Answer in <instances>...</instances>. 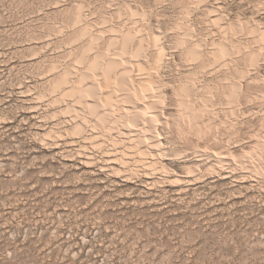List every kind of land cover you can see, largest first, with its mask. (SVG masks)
I'll list each match as a JSON object with an SVG mask.
<instances>
[{"label": "rangeland", "instance_id": "obj_1", "mask_svg": "<svg viewBox=\"0 0 264 264\" xmlns=\"http://www.w3.org/2000/svg\"><path fill=\"white\" fill-rule=\"evenodd\" d=\"M130 30L132 157L52 90ZM0 264H264V0H0Z\"/></svg>", "mask_w": 264, "mask_h": 264}, {"label": "bare ground", "instance_id": "obj_2", "mask_svg": "<svg viewBox=\"0 0 264 264\" xmlns=\"http://www.w3.org/2000/svg\"><path fill=\"white\" fill-rule=\"evenodd\" d=\"M81 9L82 8L80 7L78 8L79 10L77 11L78 17L76 18H79L81 16V12H82ZM77 21L78 19L75 22L77 23ZM86 33L87 32H85V35H87ZM90 36H92L91 33ZM133 36L134 33L131 30L127 32L124 36L121 33L115 34L114 39L112 40H114L113 43L116 46H119V50H114L112 53H108V49L106 52H101V51L97 52V50L94 51L95 48L93 50L94 46H92L93 44L90 45L91 44L90 43L88 47L87 46L85 48L83 47L84 50L82 51L83 52L82 57L80 58V61H77L78 64L82 63L83 65V67L82 65L79 66L82 67L81 70H79L76 67L74 69H70L63 72V74L60 73L61 75L60 76L58 75L59 76L57 77L58 79H54V77H52L54 79L52 84L53 91H58V92L59 90L65 91L62 92L64 94L63 96L66 97L68 96V99L70 97V100L72 99L74 104L76 103V105H78L81 109L87 108L89 113L92 116H95V120L93 121L94 124H92L93 125L92 131L98 128L103 129L101 131L104 130L112 131L113 133L116 131L117 132L116 136L119 139L121 137L129 141L130 144L129 148L130 147L131 148L129 149L130 151L127 152L126 154V156L129 157H132V155H134L130 153L131 151H134L131 150L132 148L136 149V151L138 150V154L145 155L146 152L142 150V148L146 146L149 147L156 146L155 139H153L151 142H148V140L152 138H157V136H155L154 134L155 121H152L154 119L153 115L150 117L152 120L150 121L151 126L149 127L150 129L148 133L149 135L148 136L143 134L139 135V133L143 132L142 127L144 126L143 121L145 120L146 117L144 116L146 111L148 109L154 108L153 107L154 104L150 105L147 102H143L144 98H147L143 94L144 87L146 88L150 87L151 81L149 79L145 80L144 85H141L143 86L142 88H140V86L139 87L135 86L136 87L135 88L133 82L130 81L129 78V73H130L129 67L123 64L121 61L124 55L131 53L130 46L134 42ZM92 37L94 40L95 39L97 40L99 38V36L96 35ZM140 47H141V43L139 45V48ZM139 48L136 49L135 53L138 54ZM77 62L75 64H77ZM235 86L237 87V85ZM233 91L235 90L233 89ZM237 91H239V89ZM113 93H116L118 96H120L121 98L120 103L113 100V98L115 97ZM156 95L158 96L157 100L159 101L161 95H158L157 93ZM55 102L57 103L58 100H55ZM185 102L186 101L181 100V102H179L178 105L186 106ZM155 108H157V106ZM188 109L189 108H186L185 111L187 112ZM191 109L193 108L191 107L189 109L190 112L195 111L194 109L193 110ZM108 110L109 112H107ZM156 113L158 114L157 110ZM201 114H202L201 111L198 112L196 111L195 114L192 113L193 115L192 117L198 120L199 115L201 117ZM106 115H109V117H107ZM190 117L191 114L188 118V121L192 120L191 119L192 117L191 118ZM118 118L120 121L118 120ZM117 121H119L118 123L120 124L119 127L116 125ZM193 123H196V121H193ZM73 128L75 133L80 132V129L83 130V127L80 125L74 126ZM114 140L115 141L113 142H115L118 145L119 142L117 143L116 139ZM115 143L114 145H116ZM146 163L148 162H142V164H146Z\"/></svg>", "mask_w": 264, "mask_h": 264}]
</instances>
